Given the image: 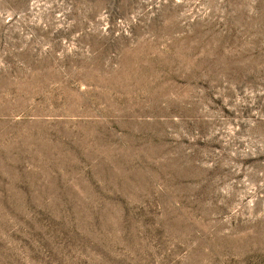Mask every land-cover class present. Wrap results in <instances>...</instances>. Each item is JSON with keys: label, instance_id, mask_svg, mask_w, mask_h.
<instances>
[{"label": "rangeland", "instance_id": "obj_1", "mask_svg": "<svg viewBox=\"0 0 264 264\" xmlns=\"http://www.w3.org/2000/svg\"><path fill=\"white\" fill-rule=\"evenodd\" d=\"M0 264H264V0H0Z\"/></svg>", "mask_w": 264, "mask_h": 264}]
</instances>
